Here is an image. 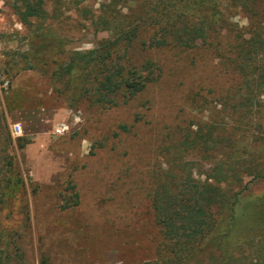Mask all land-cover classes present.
I'll return each instance as SVG.
<instances>
[{"label":"rangeland","instance_id":"1","mask_svg":"<svg viewBox=\"0 0 264 264\" xmlns=\"http://www.w3.org/2000/svg\"><path fill=\"white\" fill-rule=\"evenodd\" d=\"M109 2L63 0L54 11L48 2L43 18L24 25L15 13L17 0H0V116L7 124V130H0V158L13 156L10 176L21 181L0 207V249L14 254L15 245L24 255L23 261L15 258L9 264H142L159 259L164 239L150 197L156 173L167 167L174 144L187 130L222 123L228 133L235 127L232 118L223 121L219 114L225 97L234 96L241 81L223 63L234 43L227 32L195 48L143 49L141 41L152 34L144 29L126 62L152 61L159 68L157 79L129 102L119 96L115 107L103 108L81 95L74 100L70 78L61 70L72 52L92 50L109 37L92 23ZM256 8L264 10V0ZM229 18L235 28L246 29L247 17L240 9ZM61 123L70 131L57 135ZM15 124L21 126L20 135L12 134ZM252 124L247 132H236L234 150L241 161L264 163V133L256 141ZM192 159L198 162V177L209 163ZM2 164L0 159V168ZM250 180L245 177L244 183ZM70 184L76 186L79 202L65 208ZM262 193L264 180L251 184L243 200ZM255 241L258 246L259 238Z\"/></svg>","mask_w":264,"mask_h":264},{"label":"trees","instance_id":"2","mask_svg":"<svg viewBox=\"0 0 264 264\" xmlns=\"http://www.w3.org/2000/svg\"><path fill=\"white\" fill-rule=\"evenodd\" d=\"M17 2L15 13L26 25L46 15L48 2L54 11L61 7L63 0ZM259 2L110 0L103 5L98 21L92 20L109 37L92 50L72 52L61 70V75L70 78L69 89L74 100L78 101L81 95L93 104L110 108L119 104V96L124 102L136 98L160 73L152 61L136 66L126 62L142 30H152L140 43L143 49L169 46L190 49L210 41L212 36L221 37L224 32L233 37L234 43L229 54L223 56V63L235 70L241 81L236 94L225 97L219 114L223 113V121L226 117L232 118L235 127L227 133L226 124L218 123L206 129L200 125L195 132H184L182 140L174 144L167 167L156 173L150 193L156 224L164 239L163 255L142 264H264V193L246 202L243 200L251 184L264 180V163L241 161L233 139L236 132H247L253 121L256 141L264 133V101L261 100L264 10L256 8ZM236 9L246 14L248 22L244 31L235 28L229 18V13ZM35 59L40 60L38 56ZM5 121L0 116V130L5 127L7 130ZM8 139L12 141L9 134ZM18 141L19 147L24 148L26 143L20 138ZM193 157L209 163L198 177L194 172L198 162ZM0 159L3 162L0 168L2 207L7 203L8 193L19 187L21 181L10 176L13 156L4 154ZM199 167L203 168L202 164ZM245 177L251 180L244 183ZM68 190L70 201L65 208L79 202L76 186L70 184ZM257 237L259 244L255 246ZM14 247V254L0 249V264H9L15 258L24 260L23 252Z\"/></svg>","mask_w":264,"mask_h":264},{"label":"built area","instance_id":"3","mask_svg":"<svg viewBox=\"0 0 264 264\" xmlns=\"http://www.w3.org/2000/svg\"><path fill=\"white\" fill-rule=\"evenodd\" d=\"M70 131V127L66 123H61L59 126L56 127L55 133L57 135H64ZM21 133V126L20 124H15L12 126V134L14 135H20Z\"/></svg>","mask_w":264,"mask_h":264}]
</instances>
